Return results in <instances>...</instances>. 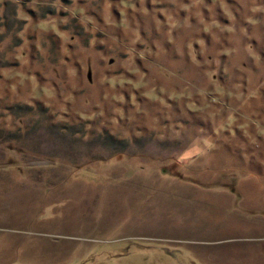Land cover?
<instances>
[{
	"label": "rangeland",
	"instance_id": "1",
	"mask_svg": "<svg viewBox=\"0 0 264 264\" xmlns=\"http://www.w3.org/2000/svg\"><path fill=\"white\" fill-rule=\"evenodd\" d=\"M255 235L264 0H0V264H177L197 244L174 238Z\"/></svg>",
	"mask_w": 264,
	"mask_h": 264
},
{
	"label": "crops",
	"instance_id": "2",
	"mask_svg": "<svg viewBox=\"0 0 264 264\" xmlns=\"http://www.w3.org/2000/svg\"><path fill=\"white\" fill-rule=\"evenodd\" d=\"M248 225L251 226V224ZM220 237L221 236H217L214 239H212L213 237L199 239H185L182 237L174 238L176 242H186L188 245H190L189 243L193 244L192 242L197 244L196 246H193V249L191 250H177L175 254L177 264H243V257H249L251 253L242 256L238 254L236 248H247L248 251L249 247L255 249L258 247L256 246L257 241L264 242V236L257 237V235L249 238L243 236H233L231 238ZM225 247H229V250H225ZM260 253L262 258L257 257V255L259 256V250L254 253L256 255L255 257L258 258L259 263L264 261V251H261ZM182 258H185L187 261L184 262L183 260H179Z\"/></svg>",
	"mask_w": 264,
	"mask_h": 264
}]
</instances>
